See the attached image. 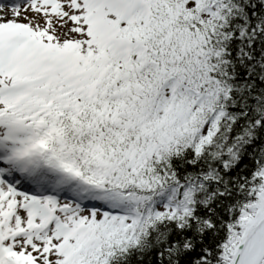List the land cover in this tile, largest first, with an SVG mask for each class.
Instances as JSON below:
<instances>
[{
  "label": "snow or ice",
  "instance_id": "6c2138e0",
  "mask_svg": "<svg viewBox=\"0 0 264 264\" xmlns=\"http://www.w3.org/2000/svg\"><path fill=\"white\" fill-rule=\"evenodd\" d=\"M0 264H264V0H0Z\"/></svg>",
  "mask_w": 264,
  "mask_h": 264
}]
</instances>
